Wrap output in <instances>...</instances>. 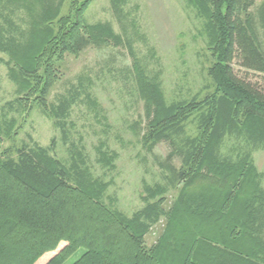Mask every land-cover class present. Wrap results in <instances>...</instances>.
<instances>
[{"label":"trees","instance_id":"1","mask_svg":"<svg viewBox=\"0 0 264 264\" xmlns=\"http://www.w3.org/2000/svg\"><path fill=\"white\" fill-rule=\"evenodd\" d=\"M118 1L111 7L120 33L87 22L89 0H71L65 11L66 0H0L27 18L21 39L0 32L20 106L32 104L60 127L66 107L49 96L66 55L127 41L135 56ZM187 3L203 20L211 57L202 85L168 97L133 60L143 104L135 133L148 153L168 146L156 159L163 184L148 187L129 216L106 202L110 182L82 157L67 163L40 146L3 147L0 132V264H64L80 249L70 264H264V173L253 158L264 152V0ZM99 161L112 165L105 153Z\"/></svg>","mask_w":264,"mask_h":264},{"label":"rangeland","instance_id":"2","mask_svg":"<svg viewBox=\"0 0 264 264\" xmlns=\"http://www.w3.org/2000/svg\"><path fill=\"white\" fill-rule=\"evenodd\" d=\"M261 1L256 0V4ZM118 2L126 29L123 37L131 41L135 56L127 41L117 47L90 46L78 55H66L59 65L60 79L49 96L50 102L64 103L66 107L60 127L32 104L20 106L16 102V86L6 65L8 56L0 53V132L3 147L21 143L40 146L67 163L82 157L94 176L110 182L106 202L110 199L114 208L130 216L144 206L142 197L147 195L148 187L163 184L156 159L165 157L169 150L161 143L148 153L135 133L134 127L143 116V104L133 60L149 75L158 76L168 97H178L202 85L211 57L203 20L187 0ZM70 3L66 0L64 11ZM2 5L0 2V32L21 39L27 24L25 14L4 11ZM85 18L88 23L109 22L116 32H121L111 0H89ZM101 153L112 158L111 166L100 163ZM253 158L264 173V152L255 151ZM173 196V191L166 195V207ZM162 227L163 220L153 226L145 238L147 245L155 241ZM81 253L82 249L78 250L64 264L72 263Z\"/></svg>","mask_w":264,"mask_h":264}]
</instances>
